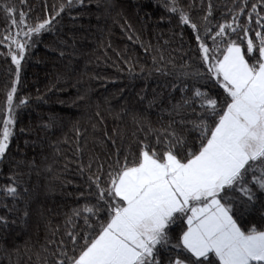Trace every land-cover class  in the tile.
<instances>
[{
    "label": "trees",
    "instance_id": "trees-1",
    "mask_svg": "<svg viewBox=\"0 0 264 264\" xmlns=\"http://www.w3.org/2000/svg\"><path fill=\"white\" fill-rule=\"evenodd\" d=\"M5 6L15 9L17 21L24 12L25 24L12 27ZM181 12L189 24L181 23ZM262 17L264 0H73L71 6L68 0H0V127L16 81L10 55L16 45L4 37L27 41L13 97L14 135L0 159V264H71L85 234L94 235L107 219V211H82L106 207L93 179L107 187L117 161L127 156L131 162L142 143L163 151L167 132L185 139L182 156L195 149L200 133L192 122L207 114L194 91L224 99L196 36L222 51L226 41L212 39L218 26L239 25L228 34L246 50L242 29L254 39L264 31L256 23ZM46 19L48 31L24 35ZM8 186L16 187L15 197L5 194ZM253 192L251 202L239 192L228 193L227 202L243 230H264V192L255 186ZM185 227L178 220L170 228L171 244ZM171 244L158 246L160 264L179 253Z\"/></svg>",
    "mask_w": 264,
    "mask_h": 264
},
{
    "label": "snow or ice",
    "instance_id": "snow-or-ice-1",
    "mask_svg": "<svg viewBox=\"0 0 264 264\" xmlns=\"http://www.w3.org/2000/svg\"><path fill=\"white\" fill-rule=\"evenodd\" d=\"M72 2L68 0V5ZM252 8L255 10L256 5ZM169 10L177 11L176 7ZM3 11L12 27L25 24L24 12L19 13L17 21L13 7L5 6ZM262 20L264 17L256 23L264 29ZM180 21L190 23L183 12ZM51 22L46 19L29 27L24 35L48 31ZM191 27L196 29L195 24ZM237 28L233 24L218 26L212 39L214 43L218 38L221 43L226 41L222 51L219 43L210 48L196 36L207 73L224 93L219 101L199 89L194 91L207 114L192 122L193 129L200 133L198 146L188 148L182 156L185 139L167 132L170 138L164 141L163 151L142 143L131 162L127 156L124 163L117 161L116 168L108 173L107 187L100 186L99 177L93 179L97 199L106 207L86 205L82 211L88 215L107 211V219L94 235L85 234L84 246L71 264H160L158 246L171 244L169 230L178 220L186 227L178 243L171 244L180 251L169 264H214L212 257L215 264H264V230L255 225L243 230L234 218L233 204L227 202L231 192L253 201V186L264 192V31H256L253 39L249 38V29L243 28L247 38L243 50L228 34ZM4 39H10L17 52L10 54L16 81L7 93L8 111L0 127V159L5 157L14 135L13 97L27 45V41L11 35ZM217 51H221L220 56L215 55ZM24 104L26 101L21 100L20 105ZM4 192L11 197L17 195L14 186ZM74 214L80 215V211ZM3 219L0 217V221ZM85 223L93 227L88 216ZM72 239L75 243L76 237Z\"/></svg>",
    "mask_w": 264,
    "mask_h": 264
},
{
    "label": "rangeland",
    "instance_id": "rangeland-1",
    "mask_svg": "<svg viewBox=\"0 0 264 264\" xmlns=\"http://www.w3.org/2000/svg\"><path fill=\"white\" fill-rule=\"evenodd\" d=\"M17 52V48H16V46H15V50H14V53H16Z\"/></svg>",
    "mask_w": 264,
    "mask_h": 264
}]
</instances>
